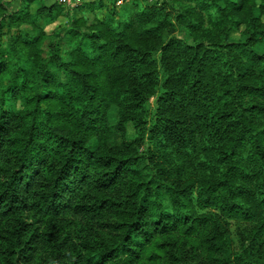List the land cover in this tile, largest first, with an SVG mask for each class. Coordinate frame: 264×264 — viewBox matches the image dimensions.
Here are the masks:
<instances>
[{"label": "clouds", "instance_id": "obj_1", "mask_svg": "<svg viewBox=\"0 0 264 264\" xmlns=\"http://www.w3.org/2000/svg\"><path fill=\"white\" fill-rule=\"evenodd\" d=\"M0 264H264V0H0Z\"/></svg>", "mask_w": 264, "mask_h": 264}]
</instances>
